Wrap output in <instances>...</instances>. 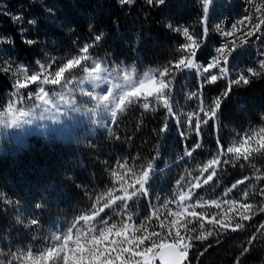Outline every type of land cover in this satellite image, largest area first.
Returning <instances> with one entry per match:
<instances>
[{
  "label": "trees",
  "instance_id": "trees-1",
  "mask_svg": "<svg viewBox=\"0 0 264 264\" xmlns=\"http://www.w3.org/2000/svg\"><path fill=\"white\" fill-rule=\"evenodd\" d=\"M223 5L225 14L232 15L231 12L238 11L237 8L231 9L226 1ZM201 9L199 0H166V6L161 7L149 6L147 0H134L132 4H122L120 0H0V32L5 33L8 40L5 45L8 57L30 71H37L39 66L36 61L42 62L50 53L58 58L56 63L62 57L72 58L78 54L80 46L92 42L94 35L100 33H103L102 39L90 49L91 59L87 64L93 60L100 62L102 69H106L104 73H107L113 66L127 68L138 62L149 71L167 66L169 61L182 54L177 49L187 43L180 33L166 27L168 23L181 29L187 27L190 34L201 42ZM15 16L21 19L14 20ZM29 20H34L35 24L28 23ZM29 39L35 43L27 44ZM216 42L215 21L208 18V36L197 53V63L205 61ZM236 56L241 68L257 66L251 48L233 55ZM3 69L6 68H0V109L3 99L14 95L13 79L9 71ZM190 73L189 88L199 89L197 73ZM184 74L180 72L176 75L172 87H181L188 82L189 77L182 78ZM226 86L223 79L216 84H205V105L221 96ZM44 87L54 92L52 85ZM31 88L33 90L34 87ZM27 90H21L23 101L17 106L34 100L24 95L28 93ZM171 96L173 110L177 111L182 99L178 91L173 93L172 90ZM196 105L194 98L189 103L190 111L195 110ZM262 117L264 76L253 78L247 86H233L231 94L222 104L215 128L212 121L202 125L200 137L187 131L182 123H175L167 115V110L155 103L147 111L140 105L132 104L124 112L118 113L109 129L94 130L73 143L45 135H30L24 145L8 152L0 151V193H3V200L0 201V237L6 235L8 230L15 229L19 219L21 223H30L27 216L16 215L17 201L27 206L29 212L40 214L43 219L65 215L71 224L81 212L87 210L95 195L107 192L113 186L109 166L116 158H127L130 164L135 161L137 172L149 162L153 164L149 191L152 203L160 205L165 199H173L179 190H187L189 181L200 175V166L216 152L217 137L221 143L229 145L239 140L244 132L264 127ZM184 119L180 117L182 122ZM164 123L168 124V130L161 132ZM181 131H185L186 135L181 136ZM197 142L200 148L195 149L191 157L186 156L185 152L194 149ZM181 177L183 179L177 186ZM245 177L248 179L244 184L238 185L224 197L227 189ZM262 188L264 153L252 156L247 162L222 163L213 181L194 190L193 201L201 197L204 201H240L243 192L247 191V202L253 203L257 212L251 220L240 221L235 218V211H229L226 204H222L220 209L211 205L198 208V212L207 213L209 217L217 214V219H220V213L233 216V223H242L244 227L217 236L216 229L205 223L204 231L212 230L214 234L205 241H194L195 247L189 253L191 264H234L237 257L241 264H264V229L257 232L258 226L264 224V212L258 211L259 207L264 206V196L259 194ZM35 199L40 201L42 207H32L31 202ZM7 200L12 203L3 202ZM120 203L117 201L102 214L103 217H111L109 223L119 222L123 218L118 215ZM129 205L128 211L137 225L148 215L151 206L142 197L134 198ZM155 224L153 220L147 227L153 230ZM189 228L196 229L193 235L200 232L198 222L190 224ZM254 233L257 241L251 245L250 251L240 256L242 246ZM24 236L19 235L15 240L23 241Z\"/></svg>",
  "mask_w": 264,
  "mask_h": 264
},
{
  "label": "snow or ice",
  "instance_id": "snow-or-ice-1",
  "mask_svg": "<svg viewBox=\"0 0 264 264\" xmlns=\"http://www.w3.org/2000/svg\"><path fill=\"white\" fill-rule=\"evenodd\" d=\"M120 3L132 4L134 0H120ZM199 3L202 5L201 42H198L197 38L190 34L187 27L181 29L168 23L166 25L168 29L180 33L187 40V43L177 49L182 53L181 55L169 61L167 66L146 71L138 77L133 76L135 68L124 69L122 75L117 73L115 77H112L116 82L111 85V88L105 87L104 94L98 98V102L106 105V111L110 114L109 123H114L118 113L124 112L132 104H139L147 111L155 103L162 105L167 110V115L175 123H182L187 131H192L197 137H200L202 125H208L209 121H212L215 128L222 104L231 94L233 86H247L253 78L264 76V45L257 50L260 57L255 62L257 66H248L239 71L229 68L233 53H236L238 48H243L245 45L251 47L264 39V31H262L264 11L262 8L255 7L257 13L255 22H253V16L248 14L232 22L227 29H222L220 25H217V30L224 40L220 46L215 48V54L209 58L208 63L202 65L197 63L196 58L202 42L206 41L208 36V18L213 0H199ZM147 4L156 7L166 6V0H147ZM13 19L20 20L21 17L15 16ZM28 23L35 24V21L29 20ZM102 36L103 33L95 34L92 42L80 46L77 55L61 61L54 71L51 69L55 61L42 63L37 60L36 64L39 69L31 73L28 68L19 66L12 85L16 98L6 103V110H0V117L3 118L0 122L11 128H19L25 123L30 112L18 108L17 105L23 101L21 90L28 89L31 85H38L35 90L37 93L35 100L42 105H49L52 101L44 86L52 85L63 88L71 81V76L66 77L65 74L72 70L80 68L81 72L87 73L85 80L100 81L103 72L106 71V69H102L101 63L93 60L89 65L84 62L91 59L90 49L101 41ZM253 37L255 40L252 39ZM26 42L29 45L35 43L31 39ZM3 70L7 71L8 69ZM186 70H196L203 78L199 84L201 91L205 84H216L221 79L226 81L227 86L223 94L217 96L207 106L202 95L195 92L190 93L189 98H195L197 105L195 110L182 113L185 117L182 122L181 114L173 110L171 93L176 75ZM86 92L92 93L93 90L89 87ZM24 95L29 99L33 98L31 92ZM87 97L93 99L91 95H87ZM167 130L168 124L164 123L160 131L166 132ZM180 135L184 136L186 132L181 131ZM200 146V143L197 142L195 148L186 151L185 155L191 157L193 151ZM262 153H264V127L244 132L240 135L239 140L233 141L229 145L221 143L217 137L216 152L200 166V175L189 181L187 190H179L173 199H165L160 205L152 203L149 191V181L154 173L153 164L149 162L146 167H142L137 172L134 167L135 161L130 164L127 158L116 160L109 166L113 186L107 192L95 195L87 210L81 212L66 229H56L52 243L38 255L33 256L29 248L26 254L19 257L13 256V259H20L21 264H24L25 261H31V264H157V262L158 264H191L189 253L195 247L194 241H205L214 234L212 230L204 231L205 223L216 229L217 236L228 231L236 232L244 227L242 223H233V216L220 213V219H217V214L209 217L207 213L198 212V208L211 205L220 209L222 204H226L229 211H235V218L240 221L251 220L257 212L256 206L247 202L249 199L247 191L243 192L240 201L229 199L204 201L202 197L193 201L194 190L213 181L222 163L227 165L240 160L247 162L252 156ZM182 179L183 177L177 181V186ZM247 179L248 177H245L236 181L231 188L223 193L224 197H227L238 185L244 184ZM116 192L120 194L116 195ZM259 194L264 196V188L260 190ZM139 197L144 198L151 206L148 209V215L137 225L128 209L129 202ZM2 200L3 193H0V201ZM117 201L121 202L118 215L123 217L119 222L109 223L110 216L97 219L105 213L106 209L112 208ZM3 202L12 203L11 200ZM35 207L40 208L41 204L37 203ZM258 211L264 212V206L259 207ZM153 220L156 221V224L153 230H149L147 226ZM197 222L200 232L193 235L192 233L196 232V229L189 228V225ZM30 224L37 225L38 220L33 218L30 220ZM262 229H264V224L258 226L257 232ZM256 241L257 235L254 233L247 239V244L242 246L240 256L250 251L251 245ZM207 247H211V245ZM0 264H3V261H0ZM234 264H241L239 257L236 258Z\"/></svg>",
  "mask_w": 264,
  "mask_h": 264
},
{
  "label": "rangeland",
  "instance_id": "rangeland-1",
  "mask_svg": "<svg viewBox=\"0 0 264 264\" xmlns=\"http://www.w3.org/2000/svg\"><path fill=\"white\" fill-rule=\"evenodd\" d=\"M221 1L222 0H220L219 3H221ZM224 1L229 4L231 9H238L240 0ZM233 12L236 13V11ZM7 43L8 40L5 33L0 32V68L8 69L9 75L14 82L16 79L15 73L19 66L8 57L5 46ZM56 59L58 60V58H55L50 53L42 63L55 61L51 69L54 71L58 64L67 58H59L60 60L57 63ZM84 63L87 64V61ZM91 63H89V65ZM231 64L232 62L229 63V68ZM132 68L136 70L135 73H133L134 77L141 76L144 72L148 71V69L142 68L138 62L132 63V65L127 68L116 65L111 67L107 73L103 72L100 81L91 82L85 80L87 73L81 72L80 68L72 70V72L65 74L66 77L69 75L71 76V81L68 84L64 85L63 88L60 86H53L54 92L48 91L49 98L52 101L49 105H42L39 101L35 100V96L37 95L35 90L38 85H31L27 91L33 94L34 100L17 106L18 108L30 112V116L25 123L19 128H11L6 127L4 123L0 122V151L8 152L14 147L17 148L18 146L24 145L30 135H45L47 137L56 138L57 140H68L73 143L84 135L92 134L94 130L109 129L112 125V123H109L110 114L106 111V105L98 102V98L104 94L103 89L105 87L111 88V85L116 82L112 77H115L117 73L122 75V70L124 69L131 70ZM233 68H236L237 71L244 69L241 68V65L239 66V61L234 64ZM190 71L196 72V70ZM190 71H184V77L182 76V78L189 77L188 82L182 84L181 87H172L173 93L178 91L182 99V103L177 107V111L175 112L181 114L180 117L183 119L185 117L182 113L191 110L189 103L194 99H190L189 94L195 92L203 96V92L200 89L192 90V88H189L188 83L191 81L192 75ZM29 72L31 73L32 71L29 70ZM197 75L199 85V81H201L202 77L198 73ZM80 81L84 82L79 83ZM31 87H34L33 90ZM89 87L93 90L92 93L86 92ZM184 91L185 93L181 94ZM87 95H91L93 99L88 98ZM15 98L14 95L6 96V98L3 99L2 108L0 110H6V103L11 102ZM37 105H39V107H37ZM134 105L136 106L139 104ZM2 120L3 118L0 117V121ZM118 159L116 158L113 161ZM31 203H33L32 207L36 209L35 205L40 203V201L35 199ZM27 208L28 207L21 204V202L18 203L16 215L20 217L24 215L27 216L29 222L33 218L37 219L38 224L32 226L30 223H21L19 219V223L16 225L15 229L12 228L8 230L6 235L4 234L3 237H0V261H3V264H10V262L11 264H21V260L13 259V256H22L27 253L29 248L33 256L38 255L44 248L52 243L53 234L56 229L63 230L71 225L68 223L69 220L65 215H59L53 218L46 217L43 219L40 214L38 215L32 211L29 212ZM102 217L103 215L101 214V217L97 219ZM22 234L25 235L23 241L15 240V238ZM24 264H31V261H25Z\"/></svg>",
  "mask_w": 264,
  "mask_h": 264
},
{
  "label": "bare ground",
  "instance_id": "bare-ground-1",
  "mask_svg": "<svg viewBox=\"0 0 264 264\" xmlns=\"http://www.w3.org/2000/svg\"><path fill=\"white\" fill-rule=\"evenodd\" d=\"M220 0H213V5L210 7V12H209V18H212L215 20V25H220L222 29H227L230 24L240 18H242L245 15H248V3L245 2V0H240V3L238 4V11H236V13L231 12L232 15L229 14H225V10L223 2L224 0L221 1V3H219ZM254 6H260L262 8V11H264V0H254ZM236 14V15H234ZM257 13L255 12V10L253 11V22H255V17H256ZM233 19H235L234 21H232ZM232 21V22H231ZM231 22V23H230ZM262 31H264V28H262ZM216 38H217V42L216 45L214 46L212 53L210 55H208L205 59V61H200L198 62L199 64L202 65H206L209 61V58L214 55V50L218 45V39H221V35L220 32L216 29ZM255 40V39H253ZM264 45V39H262L261 41H258L256 44L252 45L251 47H249L248 45L243 46V48H238L236 53L234 54H239L241 52L246 51L248 48H251L254 52V56L258 55L257 50L261 48V46ZM260 57H255V60L257 61ZM230 62H232L231 64V68H233L234 64L238 63V56L233 57ZM229 62V63H230ZM203 92V89H202Z\"/></svg>",
  "mask_w": 264,
  "mask_h": 264
},
{
  "label": "built area",
  "instance_id": "built-area-1",
  "mask_svg": "<svg viewBox=\"0 0 264 264\" xmlns=\"http://www.w3.org/2000/svg\"><path fill=\"white\" fill-rule=\"evenodd\" d=\"M245 2L246 3H248V10H247V12H248V14H251L252 16H253V11L255 10V6H254V0H245ZM235 19H233L232 21H234ZM231 21V22H232ZM230 22V23H231ZM216 26H217V24H216ZM216 29H217V27H216ZM252 39H255V37H253ZM223 40H224V38L221 36V39H218V45H217V47L218 46H220V44L223 42ZM250 43H251V41H250ZM254 57H259L258 55H256V56H254ZM190 70H186L185 72H189ZM201 83V82H200ZM203 94V93H202Z\"/></svg>",
  "mask_w": 264,
  "mask_h": 264
}]
</instances>
